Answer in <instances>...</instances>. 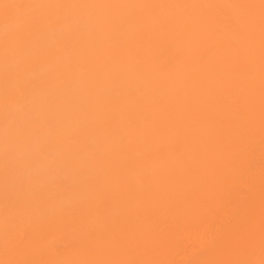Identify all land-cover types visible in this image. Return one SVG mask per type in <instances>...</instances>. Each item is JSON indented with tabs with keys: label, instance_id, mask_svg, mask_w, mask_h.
Wrapping results in <instances>:
<instances>
[{
	"label": "bare ground",
	"instance_id": "1",
	"mask_svg": "<svg viewBox=\"0 0 264 264\" xmlns=\"http://www.w3.org/2000/svg\"><path fill=\"white\" fill-rule=\"evenodd\" d=\"M0 264H264V0H0Z\"/></svg>",
	"mask_w": 264,
	"mask_h": 264
}]
</instances>
